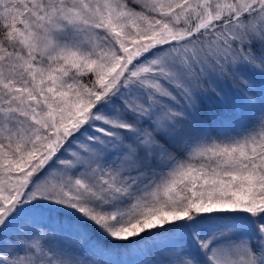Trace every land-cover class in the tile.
<instances>
[{
  "label": "snow or ice",
  "instance_id": "6c2138e0",
  "mask_svg": "<svg viewBox=\"0 0 264 264\" xmlns=\"http://www.w3.org/2000/svg\"><path fill=\"white\" fill-rule=\"evenodd\" d=\"M0 264H264V0H0Z\"/></svg>",
  "mask_w": 264,
  "mask_h": 264
}]
</instances>
